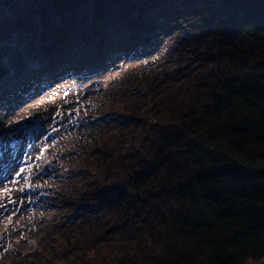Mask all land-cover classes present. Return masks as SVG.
Masks as SVG:
<instances>
[{"label": "trees", "instance_id": "trees-1", "mask_svg": "<svg viewBox=\"0 0 264 264\" xmlns=\"http://www.w3.org/2000/svg\"><path fill=\"white\" fill-rule=\"evenodd\" d=\"M38 3L43 30L19 11L11 16L18 36L41 32L39 51L50 71L79 67L84 56L92 65V50L106 62L167 21L211 39L200 56L205 71L152 107L160 137L151 153L120 172L99 171L106 187L129 189L121 225L107 227L89 257L68 264H261L264 0Z\"/></svg>", "mask_w": 264, "mask_h": 264}, {"label": "rangeland", "instance_id": "rangeland-1", "mask_svg": "<svg viewBox=\"0 0 264 264\" xmlns=\"http://www.w3.org/2000/svg\"><path fill=\"white\" fill-rule=\"evenodd\" d=\"M39 1L0 0V264H68L121 225L129 189L106 187L99 171L151 153L160 137L152 107L190 86L211 42L167 21L106 62L92 50L94 64L80 59L85 71L39 79L31 65L50 63L39 51L45 40L18 36L11 16L43 30Z\"/></svg>", "mask_w": 264, "mask_h": 264}, {"label": "snow or ice", "instance_id": "snow-or-ice-1", "mask_svg": "<svg viewBox=\"0 0 264 264\" xmlns=\"http://www.w3.org/2000/svg\"><path fill=\"white\" fill-rule=\"evenodd\" d=\"M21 171H23V170L21 169ZM17 174H19V173H17Z\"/></svg>", "mask_w": 264, "mask_h": 264}]
</instances>
